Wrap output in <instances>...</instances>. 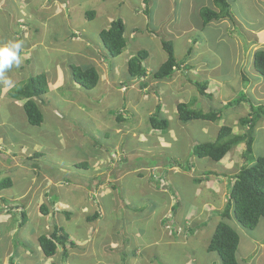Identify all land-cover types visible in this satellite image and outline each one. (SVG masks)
<instances>
[{"label":"rangeland","instance_id":"374dc122","mask_svg":"<svg viewBox=\"0 0 264 264\" xmlns=\"http://www.w3.org/2000/svg\"><path fill=\"white\" fill-rule=\"evenodd\" d=\"M172 1L176 5L175 12L169 14V6H171ZM211 1L180 0V2H177V0H153L150 2L152 3L151 7H149L151 13L147 19L143 14H134L135 12H139L138 5L142 7L143 3L141 4V0H61L65 4L63 5L64 10H62L56 19L51 21L53 26L48 24L52 28L46 31L45 52L53 58L40 57L38 55L39 60L34 62L30 71L31 73L35 74L38 72L41 74L48 71L50 75H54L58 71L53 63L55 60L54 55L49 48L66 46L73 54L72 58L79 57L76 54L78 52L82 56H86L89 50L90 52H95V57H98L99 53L104 56V52L107 55L98 35L101 30L107 29L110 23L116 19H121L124 23L126 46L122 55L115 58L109 57L106 63L118 78H121V75L124 77L122 71L124 68L126 71V63H123V60H128L130 55L134 56L137 52L141 51L148 54L146 61L148 65L145 64V67L149 73H153L166 60V53L162 50L161 40L172 43L177 63L184 61L187 65L181 66V71L177 70L178 72L176 71L169 80L157 81L152 78L150 81H141L136 79L133 85L138 90L141 87L140 84L145 83L148 86L144 85V93L141 95L138 92L135 94L134 90L128 91L117 85L113 87L107 82L105 73L101 75L102 78L100 77V80L102 81V85L107 87L111 98H106L103 88L105 86L98 85L92 90H84L69 79L67 83H62L59 89L49 91L50 93L47 95V98H50L47 103H50V105H46V107L42 106L43 123L38 127L29 125L22 109L15 106L8 95L3 96L0 93V122L4 123L7 120L14 128L12 131L8 126L3 124L0 127V132L1 129H4V133L7 132V129L11 131V137L9 134L7 135L10 141L8 145L14 148L11 149L14 150L13 152L16 155L10 153V150L7 149L8 145L5 146L7 148L3 146L5 140L1 137L0 181L5 178L12 180L13 177L15 181L19 180L13 186L12 191L21 194L26 191L29 185L28 180H34L30 191L24 199L22 197V199L20 198L13 202L5 200L7 204L0 202V264H26L29 261H34V259L38 261V264H59L60 260H63L59 251H57V254L53 258H45L41 252L40 254L38 253L40 250H38L37 237L47 235L49 231H52L55 218L58 215L54 214L56 205L49 206L48 203L49 198L47 194L50 190H43L41 189V185L37 184L41 176L39 177L35 174L36 170V172L33 171L31 168H28V165L23 163L26 162V157L21 154L17 155L15 152H20V147L25 141L24 143L21 142L19 146L16 143L25 139L29 141L38 140L39 147L42 150H38L37 152L44 155L43 158L30 161L31 166L38 168L40 174L46 171L50 175L54 174L56 177L60 173L71 171L70 169L67 170L66 167L71 163H77L75 161V153L81 157L84 154L91 156L94 150L99 152L100 150L104 151L105 146L114 138L115 131L112 128V121H115L119 114L124 113L125 121L122 124L125 129L123 128L124 137L122 136L120 149H118V146L111 147V149H108L107 155L114 159V162L118 161V159H125L126 162L130 160L128 165L138 159L142 163L150 164L149 166L151 167H144L139 172L143 176L139 180V183L145 186L150 185V187L157 184L158 189L165 192V194L157 193V196H152L155 205L158 204L156 208L164 209L166 205H169V195L173 196L174 209L172 212L176 216L182 217L189 206L195 207L211 198L209 194L205 193L208 182L205 187L198 186L196 182H193L188 177L189 163L192 160L197 162L195 168L199 164L201 168L212 172L213 176H208L209 182L214 179L215 175L219 176L217 173L223 172V175H225L224 179H226L228 187L231 189L233 175L228 171L239 170L240 164L243 166V158L238 152L240 149L241 154L243 153L244 143L234 145L219 163L213 162L208 158L198 159L192 155V150L199 143L214 141L217 130L223 125L230 126L233 135L245 133L247 129L242 128L238 124V119L249 112V105L245 101H239L228 107L226 106L228 102L239 99L245 93L246 99H253L254 104H256L254 106L261 104L264 107V83L252 67L253 53L255 50L264 49V37L261 40L263 43H256V45L251 46V38L255 37V32L264 28V2L261 5L254 4V0H228L232 18H228V21L221 20V22H215L206 26L203 25L196 9L198 7V10H200V6L206 3L209 8L216 10L217 7L214 4H211L212 6L210 7ZM258 1L261 2L260 0H255V2ZM89 11H93L92 19H87L85 16V13ZM46 15L42 13L31 22H35L36 24L40 22L38 18L40 20L45 19ZM54 25L56 28H54ZM233 25L236 27H232ZM71 26H73V30L77 29L75 32L73 31L75 33V37L73 38H78V40L70 39ZM52 32L59 37L55 39L54 45H47L50 39L49 35ZM75 46L76 48H74ZM39 51H42V47ZM69 58L70 56H66L65 65H67ZM79 60L84 61L81 57ZM102 63L100 62L101 65ZM186 68L190 69L187 71L189 74L183 72ZM16 69V67H13L6 73V78L12 82L10 88H15L27 81V79L19 80L18 78L15 82V80H11L8 77L12 76ZM25 71L28 72L29 70ZM17 72L16 70V74ZM212 80L216 82L213 83ZM128 81L129 77L127 75V77L120 79L118 82L127 86ZM195 81L199 83L209 82L211 86L218 84L220 87L214 86L211 88L207 86V92L212 93V99H207L197 93L196 88L192 85V82ZM120 92H122V97L119 95ZM178 102L190 103V106H194L203 112L219 110L221 117L214 122L192 120L183 123L178 120L176 115L175 106ZM82 105H87L88 108ZM154 105H160V116H164L169 123L168 129L163 134L159 132L161 137L157 135L152 136L150 133L147 134L150 131L148 110L149 108L153 110ZM53 106L56 108V111L53 110ZM145 110L147 113H145ZM126 114L128 115L126 116ZM117 125L120 126L119 124ZM105 129L108 132H104L103 130ZM76 133L80 135L77 139H75ZM58 134H63L66 137L70 135L72 140L78 144V147H71L72 141L70 138L58 137ZM11 138L16 141H13ZM34 145L38 146L37 143H34ZM59 146H62V148ZM232 152L234 154L230 158L229 156ZM145 153L148 156L151 155L156 158L147 157ZM139 156L141 158H138ZM258 156H264V116L256 125L250 161L253 162ZM7 158L8 165L4 162ZM228 158L232 165L226 171L221 167L226 163ZM174 162L182 166L181 173L177 176H175V169H171ZM86 163L92 165V160L87 159ZM124 167L126 166L124 165ZM6 168L10 170H5ZM115 168H113L114 171H116ZM195 168L193 166L194 170ZM137 172L135 171V173ZM202 172H205V170L203 169ZM147 175L150 176L151 180L149 179L148 181ZM21 176H25V178L21 180ZM118 180L119 178L113 183L116 185V189H119L118 195L113 196V198L110 195L105 199V203L108 205V202L112 203L111 200H113L115 204H118L115 199H117V202H120L122 198L127 196L135 206L142 208L145 205V200L138 198L135 202L133 201L136 190L135 182L131 181L128 176L125 178V184ZM170 181L171 183L174 181V184L172 185ZM104 187L106 188L107 186L104 185ZM108 190L112 192L110 188ZM0 191H3L6 195L9 189H0ZM145 191L146 188L144 189ZM196 191L200 194H195ZM102 193L100 191L98 194L102 195ZM98 194L97 197L99 196ZM52 196L54 197L52 198L54 202L58 201V198H62L60 195L58 197V193L56 195L51 194ZM1 199L2 196H0V201ZM67 199H70V197H67ZM95 201L100 202L101 200L97 198ZM74 202H76V197ZM42 204L49 206L48 213L44 216L40 212ZM80 204L82 205L84 202L82 201ZM22 210L25 213L24 221L21 218ZM120 212L123 214L122 209ZM77 213L78 210H75L67 219L61 216L55 222V225L62 228L68 235L77 234L78 237H81V235H84V227L86 225L83 220V213ZM41 218L42 220H46L47 230H44L41 227L42 225H36L38 223L41 224L42 221H38ZM167 221L171 223L169 219ZM164 224L165 222L163 226ZM227 224L237 232L239 237L236 251L238 264H264V219H261L253 230L242 228L233 217L231 220H227ZM99 225L98 222H95L93 227L96 228ZM154 225L155 219L152 218L149 227H144L145 234L146 231L147 234L143 237L144 233L142 231L139 233L143 240H148V238L158 235L157 231L155 233L153 231ZM208 225L209 227L200 235V243L194 248H190L187 245L188 238H182L181 242H184V244L182 243L181 246L176 244L177 241L174 242V249L180 247L181 249L183 248V251L182 254L175 250L169 251V263L167 264H183L187 260L189 262L193 261V264H220L219 256L216 253L206 251V245L209 243L213 233L210 229L211 223H208ZM186 233L187 231L184 232V235ZM179 235L183 236L181 233ZM33 236L37 237L34 238ZM132 240H129V242H134V245L139 244L137 242L139 240L138 236H135L134 240ZM93 241L97 244L98 240L94 238ZM134 245L120 249L123 257L127 259L126 261L122 260L116 263V258L120 254L119 250L113 254H103V258L108 257L107 264H131L127 261L134 254L137 255L136 258L139 257ZM99 250L100 248H98L97 253L101 251ZM163 250L164 248L162 247L157 249V251L161 252ZM36 253L40 256H37ZM67 255L69 256V254L66 253V258ZM80 260L87 263L90 259L86 257ZM165 263L166 258H163L159 260L158 264ZM30 264H36V262Z\"/></svg>","mask_w":264,"mask_h":264},{"label":"crops","instance_id":"0c3cea01","mask_svg":"<svg viewBox=\"0 0 264 264\" xmlns=\"http://www.w3.org/2000/svg\"><path fill=\"white\" fill-rule=\"evenodd\" d=\"M57 1H58V3H57ZM151 1H153V0H149V5H148L149 14L151 13L150 12L151 9L149 8L152 5V3H150ZM226 1L228 2V0H226ZM260 1L261 2H259V1L255 2V0H254V4L263 5L262 2H264V0H260ZM177 2H180V0H177ZM142 3H143V1L141 0V4ZM211 4H213V0L210 3V7L212 6ZM63 5H65V4H63L61 2V0H52V1H50V0H0V46H2L4 43H6L7 41H9L11 39L23 40L24 45H25L24 51L22 52V63L19 67H16L17 68L16 70L18 71L17 74H16V70H15L13 72L12 76L11 75L8 76L11 80H15V82H16V80H18V78H19V80L20 79L26 80V79L34 76L35 74L38 75L39 74L38 72L35 74L30 72L31 68L33 67L34 62L39 60L38 55H40V57L53 58L52 56H50L49 54H46V52H45L46 31L49 28H52V27H49V25L53 26L51 21L53 19H56L60 15L62 10H64ZM245 6H246V4H245ZM175 7H176V5L172 1L171 6H169V14L175 12L174 11ZM200 7L201 8H203V7L209 8V6L206 3L202 4ZM137 8H139V12H135L134 14L137 15L139 13V14L145 15L144 14V8H145L144 4H142V7H140L138 5ZM196 10L199 14L200 10H198V7ZM42 13L47 14L45 19L40 20V18H38V20L40 22H38L36 24H35V22L34 23L31 22L35 17H38ZM145 16L148 19V16L147 15H145ZM223 20L228 21L229 19L226 18ZM212 23H214V22H210V23L206 24V26L211 25ZM72 27L73 26H71V29H72L71 34H73L75 32V30H77V29L73 30ZM232 27H236V26L233 25ZM54 28H56L55 25H54ZM53 31H55V29H53ZM150 33L152 34V32H150ZM71 34L69 35L71 40H76V39L78 40V38H71ZM49 36H50L49 37L50 39H49V43L47 45H54L56 42L55 39L58 38L59 36H57V34H54L53 32ZM263 37H264V28L260 29L258 32H255V37L251 38V46L256 45V43H258V44L263 43V42H261ZM59 39H61V38H59ZM161 41H163V40H161ZM41 47H42V51H39ZM74 48H76V46ZM49 50L54 55L55 60L53 63H54V66H56V69H58V71L56 73H54V75H50V73L48 71L46 73H43L46 76L48 91L41 98L35 99L37 105L41 109H42V106L46 107V105H50V103H47V102H49V98H50V97L47 98V95L50 93L49 91L54 90V89L55 90L59 89L62 86V83H67V81L70 79L69 73L67 72L68 71V65L71 62V60L77 62V60L80 59L79 57L84 59V61H82L85 63V64L83 63L84 65H89V66L91 65L97 69L98 74H99V81H100V82H98V85H102V81L100 80V77L103 73H105L107 82L110 83L113 87L115 85H117L119 87H122L125 90L127 89L128 91L134 90L135 94H137V92L140 93V95L144 93V89H143L144 86L139 87V90H138L136 88V86L133 85L134 80L131 81V79H129L127 86H124L123 83L118 82L120 79L127 77V73L125 71V68L122 70L124 77H122V75H121L120 76L121 78H118V76L114 73V71L110 70L109 65L106 63L107 58H109V57L106 55L105 52L103 53L104 56L99 53V56L95 57L94 52H90V50H89L88 53L86 54V56H82V54L80 52H78L76 54L79 57L72 58L73 54L70 52V50H68V48L66 46H63V47L58 46L57 48L56 47L49 48ZM120 55H122V53ZM66 56H70L67 65H65ZM101 56H103V57H101ZM100 57H101V60H100ZM131 57L132 56L130 55L129 59ZM126 61H128V60H123V63H127ZM146 61H145V64L148 65ZM100 62H103L102 65L100 64ZM181 64L184 66L187 65V64H185L184 61H182ZM150 68H151V66H150ZM151 69H153V68H151ZM25 70H29V71L26 72ZM102 70L105 72H103ZM189 70L190 69L186 68L185 70H183V72H187ZM151 75H152V73H149L146 70V77L141 79V81H150L152 79ZM212 81H213V83L216 82L214 80H212ZM218 81H221V80H218ZM144 85H146V84L144 83ZM102 86H105V85H102ZM207 86L208 87L210 86L211 88L214 86L220 87V85H218V84L211 86V84H209V82H207ZM13 88L14 87L10 88L9 85H6L4 83V81L2 79H0V93L3 94V96H7V95L9 96V92ZM103 88H104V93H105L106 98H111V94L107 90V87L105 86ZM121 93L122 92L119 93L120 96H121ZM114 96H116V95H114ZM102 98H103V96H102ZM9 99L14 102L15 106L19 107L23 111V104L26 100L14 99V98H11L10 96H9ZM82 106H86L88 108L87 105H82ZM156 106L157 105H154L153 110H150V108H149V110H148V113H149L148 116L149 117L154 113ZM53 108H54L53 110L56 111V108L54 106H53ZM146 110H147V108H146ZM146 110H145V113H147ZM23 113H24V111H23ZM123 114L124 113L119 114L118 116H121L122 120L125 121V117ZM127 115L128 114H126V116ZM25 119H26V116H25ZM26 121H27V119H26ZM115 121H112L113 122L112 128L115 131V134L113 136L114 138L111 142L109 141V143L105 146L104 151L100 150V152H99V151L94 150V151H92L91 156L84 154V155H81V157H80V155L75 153V161L77 163H71L66 167L67 170L70 169L71 171H67V172L65 171L64 173L59 172L60 174L56 177L54 176V174L50 175L46 171L43 172L42 174H40L38 168H34L31 166L30 161L37 160L41 157L42 158L44 157V155L42 154L39 158H33L34 153H37L38 150H42V148L39 147V141L38 140L29 141V140L25 139L23 141L16 143L19 146L21 142L24 143V141H25V143L20 147V152L19 151H18L19 153L17 151H15V152L17 153V155L21 154L24 157H26V159H25L26 162H23V163L28 165V168H31L33 171L36 170L37 172L35 171L36 173L35 172L34 173L37 174L39 177L41 176L42 180L40 179L37 182V184L41 185V189L50 190V192H48V194H47V197L49 198L48 203H49V206H53L54 204L56 205V208L54 210V214L58 215L55 218L54 223L57 222L61 216H63L65 219H67L68 216H66L65 213H67L70 217L71 213H73L75 210H78L77 214H80L82 212L84 215L83 220H84V223L86 225L84 227V235H81V237H78L77 234H71V235L69 234L68 235L65 232L68 236V241H72V242L74 241L75 246H73V247L67 246V249H66L67 252L66 253L69 254V256L67 255V258L63 257L62 247H59L57 249V251L61 252V255L63 258V260L62 259L60 260L59 264H64V263H66V264H92V263L93 264H107L108 257L103 258V254H107V253L113 254L117 250H119V253L121 254L122 252L120 251V249H122V247L127 248L130 245H134V242L130 243L129 240H131V239L134 240L135 236H138V238H139V240L137 241L139 244L134 245V247L135 246L137 247V248L135 247V249H137L136 253L139 255V257L136 258L137 255L134 254V256H132V258L127 262H130L131 264H141V263L142 264H158L159 260L166 258L165 264H167V263H169V251L175 250L181 254L183 251V248L181 249L180 247L177 249H174V247H173V244H175L174 242L177 241L176 244L181 246L182 243L184 244V242H181L183 240L182 238H188V244L187 245L190 248H194L198 243H200V235L203 232H205L206 228L209 227L208 223H211L210 229L212 232L215 225L221 219L220 214H218V212H220L224 208V206L226 205V203L228 201L229 192H230V188L228 187L227 181H226V179H224L225 175H223V172H221V173L219 172V173H217L219 176L215 175L214 179L211 182H209L208 176H213L212 172H209V170L206 171L205 168H201L199 166V164H197V166L195 168V164L197 163V162H195V160H192L191 163H189V170L187 172L188 177L193 182H196L198 186L205 187L206 183L208 182L207 188L205 189V193L209 194L211 198H209L208 201H205L204 203H200L199 205H196L195 207L192 205L189 206L188 210L186 212H184L185 214L182 217L176 216L175 213L172 212L174 209V206H173L174 205L173 204L174 197L173 196L169 195V199H170L169 205L168 206L166 205L164 209L156 208V206L158 204L155 205V202H154V199L152 198V196L153 195L157 196L158 195L157 193L165 194V192L160 191L158 189L159 187L157 184H155L156 186L150 187V185L145 186L142 183H139V180L142 179V177H143L142 174H140L139 172L141 171V169H144V167L145 168L151 167V166H149L150 164L149 163L146 164L145 162L142 163L138 159V160H134L133 161L134 163L131 162V164L128 165L130 160H129V162H126L125 159H123V160L118 159V161L114 162V159H112L109 155H107V153L109 151L108 149H111V147L118 146V149H120V144H121L122 139L124 137V133H123L124 132V130H123L124 126L122 124L123 121H121V122H119V121L115 122ZM116 123L119 124L120 126H118ZM3 124L5 126H8L10 128V130H12V131L14 130V128L11 126V124H9L7 122V120H5L4 123L0 122V127H2ZM149 130L150 131H148L147 134L150 133V134H152V136L157 135L158 137L159 136L161 137V134H163V132H161V131H160L161 134H159V131L151 130L150 125H149ZM103 131L108 132L107 129H105ZM1 132H0V138L1 137L4 138L5 141H4L3 146L5 147L8 144H10V141L8 140L7 135L9 134L11 137L12 134H11V131H8V129H7L6 133H4V129H1ZM57 136L58 137H66L63 134H58ZM133 136L135 137V135H133ZM78 137H80V135L78 133H76L75 139H77ZM66 138L67 139L70 138V140L72 141L71 147L72 146L78 147V144H76L75 141L72 140V137L70 135H68ZM12 140L16 141L15 139H12ZM60 141H61V139H60ZM31 143H33V144H31ZM34 143H37L38 146L36 147V145H34ZM59 147L62 148V146H59ZM5 148H7V147H5ZM11 148H13V147H10V145H8L7 149L10 150L11 154H13L14 148L13 149H11ZM30 152H32V153L30 154ZM233 154H234V152H232L229 157L232 158ZM238 154L242 157L240 149H239ZM14 155H15V153H14ZM145 155H147V154L145 153ZM147 157L156 158L155 156H151V155L150 156L147 155ZM138 158H141V157L139 156ZM87 159L92 160V165H89L86 163ZM204 159H206V158H204ZM4 162H5V164H7L8 158L6 161L4 160ZM243 162L245 164L244 160H243ZM84 164H86L87 166L84 167L83 166ZM244 164H243V166H244ZM124 165L126 167H124ZM231 165H232V163L229 160V158L223 166L220 164V166H222L221 168L225 169L226 171H228L230 169ZM240 165H239V167L241 168L242 165L241 166ZM193 166H194L195 170L193 169ZM114 167H116L115 168L116 171H114V169H113ZM154 167H156V166H154ZM172 168L175 169V176H177L178 174L181 173L182 166H180L176 162H174V165L171 167V169ZM203 169L205 170V172H202ZM5 170L9 171L10 169L6 168ZM135 171H138V172L135 173ZM232 171L229 170L228 172H230V174L233 175V180H232V182H233L234 181V175H236L239 170L236 169V170H232ZM156 172H157V170H156ZM224 173H226V172H224ZM126 176H128L129 179L131 181L135 182V184H136L135 185L136 190H135V194L133 196L134 197L133 201L135 202L138 198H142L143 200H145V205L142 208L135 206L134 203L131 201V199L128 198L127 196L122 198L120 200V202H117V199H115L116 203H118V204H115V202L111 199L110 200L114 204H112L108 201H107L108 205L105 203V199L108 198L110 195H111V198H113V196L118 195L117 192L119 191V189H116V185L113 184L114 182H116V179L119 178L118 181L123 182L125 184L126 183V180H125ZM200 177H201V179H200ZM21 178H22L21 180H23L25 178V176H21ZM147 179L149 181L150 176L147 175ZM163 179H164V177H163ZM17 182H19V180L15 181V179L13 177L11 180V187L8 188L9 189L8 194L5 195L3 193V191H0V196H2V199L0 202L2 204H6L5 200L13 202V201H16L20 198L22 199V197L24 199V197L30 191L31 185H32V183H34V180H31V179L28 180L29 185H28L26 191L21 193V194H19L18 192L12 191L13 186H15V184ZM167 183H168V181H167ZM170 183H171V181H170ZM171 184L173 185L174 181ZM47 185H48V187H47ZM104 185H106L107 187L105 188ZM108 188H110L112 190V192H110L108 190ZM145 188H146V191L144 192ZM51 189H52V191H51ZM56 189H57V192H56ZM100 191L103 192L102 195L98 194V193H100ZM57 193H58V197L60 195V196H62V198H58L59 200L54 202V200L52 201V198H54V197L53 196L51 197V194L56 195ZM96 193L99 195L98 197H97ZM138 193H139V195H138ZM195 194L198 195L200 193H198L196 191ZM215 195H216V197H215ZM67 197H70V199H67ZM75 197H76V202H74ZM64 198H66V199H64ZM97 198H99V200H101L100 201L101 203L99 201H95V200H97ZM89 200H90V202H89ZM82 201L84 202V204L81 205L80 202H82ZM87 202H89V203H87ZM42 205H45V204H42ZM72 205H76L77 207L72 206ZM87 205H89V206L87 207ZM45 206L47 207V210H48L49 206L48 205H45ZM118 207L120 208V210ZM63 208H65V209H63ZM72 209H74V211H72ZM121 209L123 211V214H121V212H120ZM135 209H137V210H135ZM88 211H89V213H87ZM94 215H96V218L92 221H88L89 217H92ZM152 218L155 219V225H154L153 231H154V233L157 231L156 233L158 235H154V236L148 238V240H143L142 237L139 235V233L142 231V233H144L143 237L147 234V231L145 234L144 227L145 226L149 227V224H150V221ZM168 219L171 221V223L167 221ZM40 220L42 221L41 224L38 223L36 225H42L41 227L44 230H47L46 220H42V218H41L38 221H40ZM95 222H98V224H100L99 227L98 226L96 228L93 227V224ZM164 222H165V224L163 226ZM188 224H189V228H188ZM193 226H194V229H193ZM185 231H187L186 235H184ZM177 232H180L181 235H183V236H180L179 235L180 233H177ZM50 233H51V231H49L46 236H48ZM33 237L35 238L37 236H33ZM75 237L78 239H76ZM94 238L98 240L97 244L93 241ZM207 245H206V251H207ZM159 247L164 248V250L162 252L157 251V249ZM11 248H12V245H11ZM98 248H100V250H101V251L99 250L100 251L99 253H97ZM38 250H40L39 247H38ZM185 250H187V249H185ZM40 252L41 251H38L39 254H40ZM39 254H37V256H40ZM56 254H57V252H56ZM120 254L116 258V263H119L122 260H125V261L127 260L125 257H123V254H121V255ZM158 254H159V256H158ZM86 257L88 259H90L87 263H84L80 260L81 258H86ZM98 258H100V259H98ZM139 259H140V261H139ZM179 260H180V258H179ZM33 262L34 263L36 262V264H38V261H35V259H34V261H29L27 263L30 264ZM183 264H193V261L189 262L187 260Z\"/></svg>","mask_w":264,"mask_h":264},{"label":"trees","instance_id":"16d2710c","mask_svg":"<svg viewBox=\"0 0 264 264\" xmlns=\"http://www.w3.org/2000/svg\"><path fill=\"white\" fill-rule=\"evenodd\" d=\"M142 1L145 6L144 14L148 16L149 0ZM213 4L217 7V11L208 7H203L199 11V16L204 25L232 18L230 5L226 0H213ZM85 16L87 19H92L93 11L85 13ZM124 30L123 21L116 19L110 23L107 29L99 32L100 43L103 49L106 50L108 57L115 58L123 52L126 46ZM73 37H75L74 33L71 34V38ZM161 46L162 50L166 53V60L151 75V78L157 81L169 80L173 76L174 71L180 70L181 66L184 67L181 62L177 63L171 42L161 41ZM147 57L148 54L141 51L128 59L126 73L131 81L146 77L145 61ZM83 63L81 60L70 62L68 73L75 85L84 90H92L98 85L99 74L94 66L84 65L85 63ZM252 67L264 83V49L256 50L253 53ZM140 85L141 87L144 86V84ZM192 85L200 96L212 99V93L207 92V82L199 83L195 81L192 82ZM47 91L46 76L41 73L28 78L25 83L16 86L9 92L11 98L26 100L23 104V111L28 124L31 126L38 127L43 123V112L35 99L41 98ZM239 101H245L249 105V112L238 119V124L242 128L247 129L245 133L233 135L231 127L223 125L217 130L214 141L199 143L192 150V155L198 159L208 158L213 162H219L234 145L244 143L242 157L245 165L234 176L228 201L220 212L221 221L215 225L211 239L207 245V252L216 253L219 256L220 264H238L236 251L239 237L237 232L227 224V220H231L233 217L242 228L253 230L259 221L264 219V156H258L253 162L250 161L254 132L257 123L264 116V107L261 104L254 106L256 104H254L253 99H246L245 93L239 99L228 102L226 106L229 107ZM190 105V103L182 102L176 104L175 110L179 121L183 123L192 120L214 122L221 117L219 110L203 112ZM115 120L117 122L123 121L121 116H117ZM148 123L151 130L164 133L168 129L169 123L167 119L160 116V105L156 107L154 113L148 118ZM40 156L39 152L33 154V158H39ZM246 163L248 164L246 165ZM83 166L87 165L84 164ZM9 187H11V180L9 178L0 181L1 190ZM40 212L43 216L46 215L48 213L47 207L41 205ZM65 215L69 216L67 213ZM21 218L22 221L25 220L24 212L21 213ZM95 218L96 215L89 217L88 221H92ZM37 243L45 258L53 257L59 246L63 249V257H66L67 246H75L72 241H68L65 231L57 227L55 223L48 236L40 235L37 237Z\"/></svg>","mask_w":264,"mask_h":264},{"label":"clouds","instance_id":"9594fccd","mask_svg":"<svg viewBox=\"0 0 264 264\" xmlns=\"http://www.w3.org/2000/svg\"><path fill=\"white\" fill-rule=\"evenodd\" d=\"M24 48V41L20 39H11L0 46V79H2L6 85L10 86L12 83L6 78V73L13 67H19L21 65ZM175 72L176 71H174V73Z\"/></svg>","mask_w":264,"mask_h":264}]
</instances>
